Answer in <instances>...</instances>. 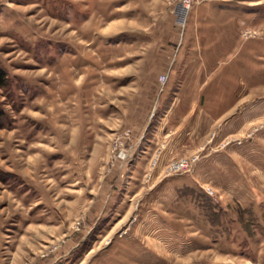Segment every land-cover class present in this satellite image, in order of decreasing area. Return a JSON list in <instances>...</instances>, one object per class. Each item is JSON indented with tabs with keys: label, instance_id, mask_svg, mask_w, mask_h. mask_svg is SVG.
<instances>
[{
	"label": "rangeland",
	"instance_id": "374dc122",
	"mask_svg": "<svg viewBox=\"0 0 264 264\" xmlns=\"http://www.w3.org/2000/svg\"><path fill=\"white\" fill-rule=\"evenodd\" d=\"M204 1L0 0V264H90L113 208L165 264H264V0H212L242 19L210 63Z\"/></svg>",
	"mask_w": 264,
	"mask_h": 264
},
{
	"label": "crops",
	"instance_id": "0c3cea01",
	"mask_svg": "<svg viewBox=\"0 0 264 264\" xmlns=\"http://www.w3.org/2000/svg\"><path fill=\"white\" fill-rule=\"evenodd\" d=\"M217 9L218 8H216L215 3H212V0L204 1L195 8V10L198 12L196 13L198 16L197 19L206 21V34L204 37H201V42L204 46L207 45L208 47L205 53L209 63L213 60V58L223 54V52L226 51V48L227 50H231L239 46V27L241 25L240 23L242 18L240 15L235 13L222 14ZM223 22L225 23L222 24ZM242 47L251 48V51H253L254 47L253 52H255L257 55L259 53V56L263 55V53L260 51L264 52V42H255L254 44L247 43L246 45L244 43L241 45V49ZM259 47H262V49L257 52ZM241 54L240 58H238L239 60L229 63L227 66H225V70L230 69L232 71L237 67L240 68V62L242 61ZM243 56H245V50L243 51ZM219 75L221 76V74ZM228 80L231 81V78H227V73L224 71V78L220 79L218 82L219 84H223L225 87L230 88L231 82H227ZM219 92L224 94L223 89ZM226 95L227 96H224V101H222L224 103L225 101H231L233 98L232 94L229 92ZM176 112L177 111H174L173 115L171 116H178ZM167 113L168 111L166 112V115ZM119 211L120 208H113V210L110 212V215L97 226L95 239H100V235H102V237L107 235L111 236H109L110 240H104V243L101 246L95 247L91 243L92 246L87 250V254H95V258L90 264H165L166 260L157 253V248H154L153 246L158 247L159 245V247H161L162 245H168L170 240L171 242L173 241L172 244L174 241L175 244L182 243V238L180 236H175L174 240H172V235L174 232L171 233L170 230L168 232V227H166L165 223H163L164 226L162 223H160V225L165 228V231L156 230L155 233L152 231V228L154 227L153 223H145L143 228L149 233V241L146 239H141L138 236H133V234L127 233V231L117 234L116 232L118 228L120 229V227H122V221L124 217L123 215L127 213L128 208L124 209L122 214H120V216L118 215L116 219H113L116 214L120 213ZM154 225H157V222H155ZM125 228H127V225ZM151 234L158 238V241L154 245L151 239ZM106 243L107 245H105ZM39 256L40 258L38 259V264L67 263V260L63 257L65 256L64 254L58 256L57 258L43 257L42 253H40ZM80 263L84 264V258L80 261Z\"/></svg>",
	"mask_w": 264,
	"mask_h": 264
},
{
	"label": "built area",
	"instance_id": "2783aa9c",
	"mask_svg": "<svg viewBox=\"0 0 264 264\" xmlns=\"http://www.w3.org/2000/svg\"><path fill=\"white\" fill-rule=\"evenodd\" d=\"M195 1L197 2V1H201V0H180L182 7L184 8L185 15L188 14L190 8L192 7V5ZM262 31H263L262 28H256V29H249L248 28L242 32V35L243 36H255V37H257V36L262 35L261 34ZM179 164H182V163H179ZM176 167H179V165L177 164ZM207 192L209 193L210 191L207 189Z\"/></svg>",
	"mask_w": 264,
	"mask_h": 264
},
{
	"label": "trees",
	"instance_id": "16d2710c",
	"mask_svg": "<svg viewBox=\"0 0 264 264\" xmlns=\"http://www.w3.org/2000/svg\"><path fill=\"white\" fill-rule=\"evenodd\" d=\"M6 82V71L4 68L0 65V85H4ZM2 125V120H1V113H0V126Z\"/></svg>",
	"mask_w": 264,
	"mask_h": 264
}]
</instances>
